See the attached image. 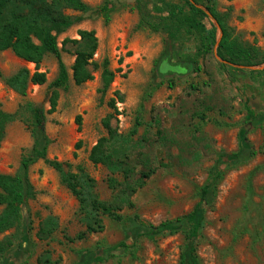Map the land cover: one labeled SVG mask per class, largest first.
Wrapping results in <instances>:
<instances>
[{
	"label": "rangeland",
	"instance_id": "obj_1",
	"mask_svg": "<svg viewBox=\"0 0 264 264\" xmlns=\"http://www.w3.org/2000/svg\"><path fill=\"white\" fill-rule=\"evenodd\" d=\"M83 1L99 8L106 0ZM110 1L116 7L110 23L102 18L85 19L60 37L59 46L63 47L65 38L78 39L80 30L95 31L99 41L95 60L100 65L109 61L114 82L104 101L102 70L91 82L82 86L71 82L67 90L59 91L57 111L47 114L45 123L53 141L48 155L51 160L69 163L73 172L82 167L96 181L100 200L114 204L119 191L109 187V180L125 183L124 176L92 164L89 156L107 136L103 127L111 113L107 102L119 92L123 101L118 104L120 115L113 120V127L128 136L137 122L141 123L132 137L129 161L135 171L127 183L140 182L142 186L132 196V206L117 212L121 222L103 216L104 230L79 240L87 231L79 201L63 185L58 172L43 161L36 163L30 169L36 197L23 207L21 242L6 254L3 264H181L187 245L183 233L156 240L138 237L133 219L139 217L143 223L157 226L188 215L199 202L200 190L218 156L242 150L240 133L248 120L246 106L264 116V75L259 74L264 64L254 66L257 70L231 63L228 68L221 67L220 63L225 64L218 55L221 28L213 52L198 58L193 66L191 54L196 48L192 40L177 43L164 32L138 29L142 22L138 0ZM216 9L234 39L264 51V0H216ZM205 23L208 28L218 24L212 18ZM167 49V57L179 72L171 74L164 69L163 85L155 88L157 63L162 62ZM63 60L72 76L75 48L69 46ZM23 68L45 73L47 84L30 85L25 96L13 91L6 79ZM0 70V112L14 116L0 146V173L15 176L34 145L27 106H41L46 112L51 109L49 86L59 67L52 56L37 69L6 51L0 52ZM263 127L248 134L249 150L256 155L242 150L236 167L223 168L225 177L208 199L205 227L193 242L202 264H264ZM150 171L152 176L144 179L143 174ZM2 211L0 206V215ZM49 218L56 219L58 228L46 237L40 230ZM12 233L0 234V241ZM120 244L128 248H117ZM98 256L102 262L97 261Z\"/></svg>",
	"mask_w": 264,
	"mask_h": 264
},
{
	"label": "trees",
	"instance_id": "obj_2",
	"mask_svg": "<svg viewBox=\"0 0 264 264\" xmlns=\"http://www.w3.org/2000/svg\"><path fill=\"white\" fill-rule=\"evenodd\" d=\"M206 5V6H205ZM199 6L206 7L211 12L210 17ZM137 8L141 13L142 22L138 29H147L154 33L164 32L171 40L185 42L192 40L196 50H193V66L200 57H206L213 52L218 41V28L211 24L208 28L206 20L212 18L222 29V38L218 46L220 59L227 63L254 67L264 64V51L255 46H246L234 39L227 23L216 9V0H138ZM116 7L110 0L99 8H92L83 0H0V52L11 51L19 59L41 66L46 57L52 56L58 62L59 73L57 78L50 84V106L46 112L41 106L29 104L28 111L31 114V133L34 145L29 155L22 159L21 167L15 176L0 173V206L3 211L0 215V234L13 232L0 241V264L6 254L16 248L22 239L23 231V207L29 200L36 197L34 186L30 181V169L36 163L43 161L50 168L60 174L63 185L79 201L80 211L86 219L87 231L79 235L82 240L86 235L97 234L104 230L103 216H109L117 222L122 217L117 214L126 205L132 206L131 198L141 187L127 183L134 174V167L129 161L132 137L137 134V122L135 128L128 136L120 134L113 127V120L120 115L118 104L122 103L123 97L119 92L116 98L107 102L111 113L103 120V127L107 136L101 138L92 148L89 161L94 165L107 168L112 175H123L125 183H119L117 179L109 180V187L113 191H119L114 204H108L100 200L96 193V181L81 167L73 172L69 163L51 160L49 149L53 141L45 130L47 114L57 111L60 99V90H67L70 83L82 86L95 78V73L101 72L102 101L111 88L115 79L114 72L110 69L109 61L105 60L100 65L95 56L99 48V41L95 31L80 30L78 39L65 38L62 48L59 39L76 25L81 24L88 18H102L110 23ZM80 14L79 16L72 15ZM71 46L75 48V63L72 66V76L63 60V53ZM195 51V52H194ZM169 50H165L162 62L157 63V75L155 88L163 85L160 78H164V69L168 73L179 72L171 64L167 57ZM221 67L228 68L227 64L220 63ZM170 66V67H169ZM264 75V71L259 72ZM0 76L2 72L0 70ZM48 82L47 75L23 68L16 75L6 79L7 86L13 91L25 96L30 85L43 86ZM173 85L171 84V88ZM248 120L240 133V147L248 155L255 156L256 152L247 144L248 134L256 127H263L264 116H257L247 105ZM14 120V116L0 112V146L5 138L6 126ZM81 125V118H78ZM264 128V127H263ZM231 155L220 154L215 166L210 170L206 184L200 190L199 202L186 216L167 220L155 226L143 223L139 217L133 219L132 225L138 231V237H146L156 240L157 237L175 236L183 233L187 239V245L181 256V264H202L197 248L193 242L198 239L205 227L208 199L217 192L218 185L224 179L226 170L238 165L242 152ZM226 168L224 170L223 168ZM154 172L143 174L144 179H149ZM119 187H123L121 190ZM58 228L56 219L49 218L41 225L40 234L46 237L54 234ZM143 231V232H142ZM39 234V235H40ZM117 248L127 249L125 244ZM97 261L102 262L100 256Z\"/></svg>",
	"mask_w": 264,
	"mask_h": 264
},
{
	"label": "water",
	"instance_id": "obj_3",
	"mask_svg": "<svg viewBox=\"0 0 264 264\" xmlns=\"http://www.w3.org/2000/svg\"><path fill=\"white\" fill-rule=\"evenodd\" d=\"M201 9H203L210 17H212V15H211V13L209 12V11H207L206 9H204L203 7H200ZM217 27L219 28V30H221L220 29V26L217 24ZM222 62H224L225 64H228V65H231L230 63H227V62H225V61H222ZM233 66H235V67H237V68H240V69H245L246 67L245 66H236V65H233ZM250 69L251 70H257V68H254V67H250ZM261 69H264V67H262Z\"/></svg>",
	"mask_w": 264,
	"mask_h": 264
}]
</instances>
